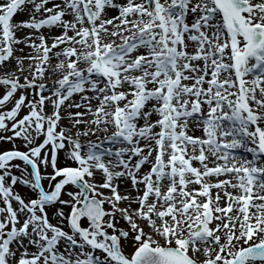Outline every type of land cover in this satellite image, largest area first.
<instances>
[{"label":"snow or ice","instance_id":"6c2138e0","mask_svg":"<svg viewBox=\"0 0 264 264\" xmlns=\"http://www.w3.org/2000/svg\"><path fill=\"white\" fill-rule=\"evenodd\" d=\"M0 264H264V0H0Z\"/></svg>","mask_w":264,"mask_h":264},{"label":"rangeland","instance_id":"374dc122","mask_svg":"<svg viewBox=\"0 0 264 264\" xmlns=\"http://www.w3.org/2000/svg\"><path fill=\"white\" fill-rule=\"evenodd\" d=\"M5 147H7V145H5Z\"/></svg>","mask_w":264,"mask_h":264}]
</instances>
